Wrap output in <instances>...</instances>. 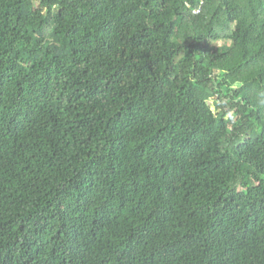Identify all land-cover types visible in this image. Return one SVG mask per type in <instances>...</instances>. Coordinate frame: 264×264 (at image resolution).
Segmentation results:
<instances>
[{
	"label": "trees",
	"instance_id": "trees-1",
	"mask_svg": "<svg viewBox=\"0 0 264 264\" xmlns=\"http://www.w3.org/2000/svg\"><path fill=\"white\" fill-rule=\"evenodd\" d=\"M264 0H0V264H264Z\"/></svg>",
	"mask_w": 264,
	"mask_h": 264
},
{
	"label": "clouds",
	"instance_id": "clouds-1",
	"mask_svg": "<svg viewBox=\"0 0 264 264\" xmlns=\"http://www.w3.org/2000/svg\"><path fill=\"white\" fill-rule=\"evenodd\" d=\"M262 102H264V101H262Z\"/></svg>",
	"mask_w": 264,
	"mask_h": 264
}]
</instances>
